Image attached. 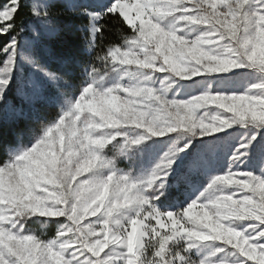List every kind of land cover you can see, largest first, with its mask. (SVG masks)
Returning <instances> with one entry per match:
<instances>
[{"label":"snow or ice","instance_id":"obj_1","mask_svg":"<svg viewBox=\"0 0 264 264\" xmlns=\"http://www.w3.org/2000/svg\"><path fill=\"white\" fill-rule=\"evenodd\" d=\"M0 264H264V0H0Z\"/></svg>","mask_w":264,"mask_h":264},{"label":"trees","instance_id":"obj_2","mask_svg":"<svg viewBox=\"0 0 264 264\" xmlns=\"http://www.w3.org/2000/svg\"><path fill=\"white\" fill-rule=\"evenodd\" d=\"M3 39H5V38H3V37H0V41H2Z\"/></svg>","mask_w":264,"mask_h":264}]
</instances>
